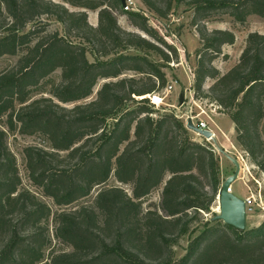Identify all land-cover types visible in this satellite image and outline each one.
I'll use <instances>...</instances> for the list:
<instances>
[{
	"label": "trees",
	"instance_id": "1",
	"mask_svg": "<svg viewBox=\"0 0 264 264\" xmlns=\"http://www.w3.org/2000/svg\"><path fill=\"white\" fill-rule=\"evenodd\" d=\"M61 1L83 10L71 12L50 0H0V58L22 53L14 67L0 73V119L7 116L12 132L47 139L49 149H25L26 166L32 183L60 208L53 214L35 194L19 189L16 158L0 130V264H264V221L244 231L215 221L190 243L185 257L172 261V239L186 233L199 214L210 213L219 195L224 182L220 156L192 141L174 114L151 116L155 109L146 96L166 87V74L146 56L119 53L151 51L169 64L179 63L178 51L144 15L125 12L121 0ZM141 1L161 19L174 8V0L164 8L159 0ZM190 5L200 16L195 23L220 11L240 23L250 15L264 19V0H191ZM119 9L153 41L123 30L114 15ZM86 10L99 11L97 27L88 23ZM42 16L63 24V34L47 32ZM199 33L202 46L191 90L220 106L234 124L239 145L258 162L264 35L251 33L238 63L221 75L213 62L224 46L235 44V34L205 27ZM90 50L95 62L88 59ZM114 53L118 56L110 62L98 60ZM57 70L61 80L50 97L34 99L33 92ZM101 79L107 82L96 99L87 101ZM207 79L214 80L208 92L203 89ZM128 102L136 106L125 107ZM258 164L264 172V161ZM112 174L133 186L132 196L106 187ZM162 185L160 208L144 211L142 199ZM96 189L93 203L68 209ZM52 216L54 238L72 251L47 261L43 250Z\"/></svg>",
	"mask_w": 264,
	"mask_h": 264
},
{
	"label": "rangeland",
	"instance_id": "2",
	"mask_svg": "<svg viewBox=\"0 0 264 264\" xmlns=\"http://www.w3.org/2000/svg\"><path fill=\"white\" fill-rule=\"evenodd\" d=\"M56 3H60L65 5V7L71 12H79L83 9L72 7L70 4L64 3L61 0H50ZM136 7L140 10L146 12L148 14V25L149 27L156 31L157 34L163 38L164 41L168 45L173 46L177 49L179 54V63L173 61L169 64L162 62L159 56L151 51L146 50H134L128 49L125 52H121L119 54H138L142 56H146L150 61L154 62L155 64L162 67L163 72L166 74L167 77V84L176 83L175 90L166 98V104L175 105L176 108H169L166 106H161L159 109H155L154 113L151 115L155 120L160 119L164 115L174 114L175 116H184V115H196L202 114L200 119L210 124V126H214L218 124L221 126L222 131L219 133L218 142L221 146L224 144L228 147V153L234 157L235 159L239 154L244 159V163L241 165V174L239 179L233 183L232 185V192L240 197L245 198L249 196V194H262V199L264 202V172L262 171L261 167L259 166L258 162L264 161V120L260 124L259 132L261 136V143L257 147V161L254 162L249 154L239 145L237 141V132L233 135L232 129L234 130V124L229 116H227L220 106L209 99L206 98H196L194 96L193 90L191 88L195 84L196 80V62H197V51L201 48L202 42L200 37V29L204 27L207 28L209 31L214 29L219 30H228L235 34L236 41L235 44L230 46L226 45L222 49V55L219 56L214 62L213 66L220 72L221 75L227 73L232 67H234L246 46L248 36L251 33H259L264 35V19L257 16V15H250L247 17L244 23L237 22L232 16L223 11L216 12L210 14L209 18H205L202 21H197L195 23V19H199L200 16H196L195 8L190 5L191 0H180V4L177 6L178 0L173 1L174 8L168 15L166 19H161L158 15L148 10V8L142 3L141 0H135ZM168 0H159L161 7H165V4ZM177 2V3H176ZM88 14V23L93 26H98V14L99 11H90L86 10ZM118 20L119 26L128 32H132L138 34L148 40H152L148 37L143 31L133 25L132 21L130 20L129 16L126 15L120 9L114 12ZM196 17V18H195ZM41 20L44 24H46L47 32L53 33L58 32L60 35L63 34L64 26L55 18L42 16ZM31 25L28 26L27 31H29ZM168 33V34H167ZM72 35H75L73 33ZM75 39V38H71ZM74 41L80 42V40L75 39ZM158 44V43H157ZM161 48L166 53H171L166 46L163 44H159ZM22 53L18 56H4L0 58V73L4 72L7 69L14 67ZM88 59L90 62H95L96 57L93 53H88ZM118 55L111 54L109 56H100L98 60L101 62H110L117 58ZM195 75L194 79L191 78L192 74ZM132 73H128L123 75L121 78L126 76H130ZM61 80V71L57 70L52 76H50L47 80L44 81L43 85L35 90L32 94L34 99L40 97H50V90L54 84L59 83ZM107 82L106 79L99 80L98 84L94 89L93 95L87 100L92 101L96 99L98 91L102 88L103 84ZM214 84V80L207 79L203 89L204 91L208 92L210 87ZM182 90H185V104L184 106L179 108L178 105V98L179 94ZM162 93V91H161ZM125 107H133L136 106L135 103L128 102L125 104ZM222 115V116H221ZM210 117V118H209ZM186 126L185 117L179 118ZM211 119V120H210ZM114 121H108L109 128L112 127ZM0 130L7 133V145L11 153L16 158L17 168L19 172V177L21 179V185L19 187L20 190H28L35 194L40 200L45 202L52 210V213L55 214L60 208L56 206L53 199L44 195L43 191L35 186L29 177V172L26 166V159H25V149L29 147H38L42 149H49L50 144L47 139L40 135H22L19 132H12L9 130L7 126V116H4L0 119ZM219 131V130H218ZM223 131L225 132L223 134ZM234 132V131H233ZM133 134V133H132ZM189 137L192 141L207 144L213 149H215L216 154L222 156L224 159L223 164L221 165V173L222 178L225 180L228 176L232 175L235 171V167L233 163L227 159L224 155L219 154L216 148L213 146L211 141L206 140L205 138L201 137L200 135L189 131ZM134 138V137H133ZM235 148V149H234ZM226 150V148H225ZM221 162V159H220ZM223 168V171H222ZM106 187H119L123 189L128 195L132 196L133 186L130 184H123L117 181L114 174H112L110 180L108 181ZM164 185L158 187L157 189L153 190L148 196L142 199L143 210H153L159 209L162 200V192H163ZM98 189L94 190L91 197L81 200L80 202L69 206L68 209H77L80 205L85 203H93L94 197L97 193ZM219 199L218 196L216 200L212 204L211 212L210 213H201L197 216L196 220L189 224L186 233L181 235L178 238L172 239L173 242L171 243L170 247V256L174 263H178L189 250L190 243L202 232H204L208 227L214 225L212 221L213 217L219 215ZM193 216V215H192ZM264 221V211L261 208H255L254 212L247 214V227L246 230L254 229L258 227ZM49 229V236L50 240L46 247H44L43 255L44 258L48 261L50 257L57 255L62 252H71L72 248L66 246L65 244L61 243L59 240L54 238V224H53V216L50 218V221L47 225ZM114 235V231H107V236L111 239ZM110 241V240H109ZM3 246L2 239L0 240V248ZM93 255V254H91Z\"/></svg>",
	"mask_w": 264,
	"mask_h": 264
},
{
	"label": "water",
	"instance_id": "3",
	"mask_svg": "<svg viewBox=\"0 0 264 264\" xmlns=\"http://www.w3.org/2000/svg\"><path fill=\"white\" fill-rule=\"evenodd\" d=\"M122 7H125L126 0H121ZM185 90H182L179 94L178 105L179 108L182 107L185 103ZM186 128L189 131H192L201 137L205 138L208 141H211L213 146L219 152V154L224 155L227 159H229L234 167L235 171L232 175L226 178L221 186V190L218 195L219 199V215L213 217L212 221H222L224 224L232 226L237 230L244 231L247 227V210L246 203L244 199L236 196L231 188L234 182H236L241 174V165L237 159L232 157L228 151L222 147L215 135L210 130H202L198 128L193 120L190 118L187 120Z\"/></svg>",
	"mask_w": 264,
	"mask_h": 264
},
{
	"label": "built area",
	"instance_id": "4",
	"mask_svg": "<svg viewBox=\"0 0 264 264\" xmlns=\"http://www.w3.org/2000/svg\"><path fill=\"white\" fill-rule=\"evenodd\" d=\"M123 10L125 12L140 13V14H142L148 18V14L146 12H144V11H142L136 7V1L135 0H126V4H125V7L123 8ZM190 75L192 76L191 78L194 79L195 75L193 73ZM176 83L177 82H174L172 84H167L166 87H164L162 90L147 95L146 98L149 101V105L152 106L154 109H159L161 106H166V105L169 108H176L175 105L166 104V102H165L166 98L175 90ZM161 91H162V93H161ZM201 115L202 114H196V115L190 114V115H184V116L176 115V117H178V118L185 117L186 124H187V120L191 118L193 120V123L198 128H200L202 130H210L215 135L214 131L210 128V124L203 121L202 119H200ZM215 137H216V135H215ZM236 159L239 161L240 164L244 163V159L241 156V154H239V156H237ZM240 179H241V177H240ZM244 201L246 203L247 214L254 212L255 208H261L264 211V202H263L261 193H259V194L251 193V194H249V196L244 198Z\"/></svg>",
	"mask_w": 264,
	"mask_h": 264
},
{
	"label": "crops",
	"instance_id": "5",
	"mask_svg": "<svg viewBox=\"0 0 264 264\" xmlns=\"http://www.w3.org/2000/svg\"><path fill=\"white\" fill-rule=\"evenodd\" d=\"M176 87V86H175ZM222 116V115H221ZM210 128L214 131V133H215V135H216V138H217V140L219 139V133H220V131H222V128H221V126H219L218 124H216V125H214V126H210ZM231 129H232V134L231 135H233L234 133H235V127H234V130H233V127H230ZM219 130V131H218ZM234 131V132H233ZM225 132L223 131V134H224ZM222 147H224V149L226 148V150L228 149V147L224 144V146H222ZM229 152V151H228ZM220 159H221V164H223V162H224V159H223V157L222 156H220ZM222 171H223V168H222ZM221 175H222V173H221ZM229 177V176H228ZM243 199V198H242Z\"/></svg>",
	"mask_w": 264,
	"mask_h": 264
}]
</instances>
